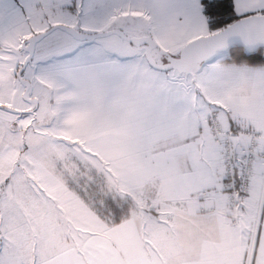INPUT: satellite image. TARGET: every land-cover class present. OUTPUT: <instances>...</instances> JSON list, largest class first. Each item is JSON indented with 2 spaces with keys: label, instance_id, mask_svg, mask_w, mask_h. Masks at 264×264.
Listing matches in <instances>:
<instances>
[{
  "label": "snow or ice",
  "instance_id": "1",
  "mask_svg": "<svg viewBox=\"0 0 264 264\" xmlns=\"http://www.w3.org/2000/svg\"><path fill=\"white\" fill-rule=\"evenodd\" d=\"M0 264H264V0H0Z\"/></svg>",
  "mask_w": 264,
  "mask_h": 264
}]
</instances>
